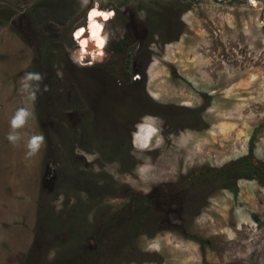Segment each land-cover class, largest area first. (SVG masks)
<instances>
[{"label": "rangeland", "instance_id": "rangeland-1", "mask_svg": "<svg viewBox=\"0 0 264 264\" xmlns=\"http://www.w3.org/2000/svg\"><path fill=\"white\" fill-rule=\"evenodd\" d=\"M251 156L264 0H0V264H264V185L188 186Z\"/></svg>", "mask_w": 264, "mask_h": 264}, {"label": "trees", "instance_id": "trees-1", "mask_svg": "<svg viewBox=\"0 0 264 264\" xmlns=\"http://www.w3.org/2000/svg\"><path fill=\"white\" fill-rule=\"evenodd\" d=\"M128 69V68H127ZM130 70L128 69V74ZM129 76V75H128ZM224 169L219 170H206L200 173V176L194 178L193 185L189 183L190 192H197L199 189L198 187L203 186H210L212 184L216 185V183H223L224 186L227 187L231 192L237 194L236 187L229 182L232 180L231 178H235L236 176L244 177L246 179H256L261 185H264V164L263 163H255L251 157L242 158L239 161H235L231 163L226 171ZM228 174H231L230 176ZM216 182V183H215ZM181 191H179V194ZM186 192V190L184 191ZM170 198V196H169ZM171 199V198H170ZM163 212L161 210L159 213L161 214V218L167 217L166 215L169 214V210L164 208ZM168 210V211H167ZM165 220V219H164ZM94 250V249H91ZM112 257L115 256H108L106 264H115Z\"/></svg>", "mask_w": 264, "mask_h": 264}, {"label": "clouds", "instance_id": "clouds-1", "mask_svg": "<svg viewBox=\"0 0 264 264\" xmlns=\"http://www.w3.org/2000/svg\"><path fill=\"white\" fill-rule=\"evenodd\" d=\"M42 81V76L39 73H27L22 79V89L28 93V100L33 102L36 99V93L39 90V82ZM47 86H45V90ZM33 113L28 108H20L14 114L11 119V131L9 132L7 139L14 146L17 145L21 140L22 136L16 130L21 129L27 119H29ZM44 144V137L42 135H32L27 139L25 144V159H31L35 157L41 146Z\"/></svg>", "mask_w": 264, "mask_h": 264}, {"label": "flooded vegetation", "instance_id": "flooded-vegetation-1", "mask_svg": "<svg viewBox=\"0 0 264 264\" xmlns=\"http://www.w3.org/2000/svg\"><path fill=\"white\" fill-rule=\"evenodd\" d=\"M74 38V37H73ZM76 38V37H75ZM78 42V41H77ZM93 63L90 64V66L92 65Z\"/></svg>", "mask_w": 264, "mask_h": 264}, {"label": "bare ground", "instance_id": "bare-ground-1", "mask_svg": "<svg viewBox=\"0 0 264 264\" xmlns=\"http://www.w3.org/2000/svg\"><path fill=\"white\" fill-rule=\"evenodd\" d=\"M138 146H140V145H138Z\"/></svg>", "mask_w": 264, "mask_h": 264}]
</instances>
